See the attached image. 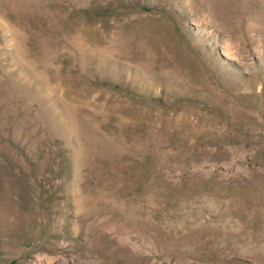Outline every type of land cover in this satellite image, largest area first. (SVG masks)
<instances>
[{
	"label": "rangeland",
	"instance_id": "374dc122",
	"mask_svg": "<svg viewBox=\"0 0 264 264\" xmlns=\"http://www.w3.org/2000/svg\"><path fill=\"white\" fill-rule=\"evenodd\" d=\"M0 264H264V0H0Z\"/></svg>",
	"mask_w": 264,
	"mask_h": 264
}]
</instances>
